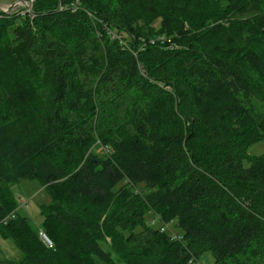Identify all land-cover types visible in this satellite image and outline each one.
<instances>
[{"label":"trees","instance_id":"1","mask_svg":"<svg viewBox=\"0 0 264 264\" xmlns=\"http://www.w3.org/2000/svg\"><path fill=\"white\" fill-rule=\"evenodd\" d=\"M126 96L107 130L94 121ZM246 98L264 108V0L0 15V237L20 251L0 264H264V117ZM34 178L52 247L12 191Z\"/></svg>","mask_w":264,"mask_h":264},{"label":"rangeland","instance_id":"2","mask_svg":"<svg viewBox=\"0 0 264 264\" xmlns=\"http://www.w3.org/2000/svg\"><path fill=\"white\" fill-rule=\"evenodd\" d=\"M155 26H156L155 33H159L158 31L159 22L158 21L155 23ZM127 99H128L127 96L125 98H121V99L119 98L117 101L116 110H113L115 108V103H113V109H111L109 117H107V114L103 116H98L97 114L94 116V121L99 122L102 128L107 130L111 125L112 119H114V117H116L117 115L123 113L124 106L127 103ZM244 102L246 103L248 107V112L253 117H255L254 119L257 118V120H259L264 117V108L260 104H258V102L251 100V99H247V98L244 100ZM93 149L95 152L99 153L100 155H105L106 153H108V147H104L100 143V141H97ZM263 152H264V141L263 140L257 141L249 147V153L251 155L258 156V154H261ZM11 187H12L13 194L15 195L17 204L21 208L20 212L27 215L30 218L32 225L39 232L44 230L43 228H41L43 221H44V216L42 214L40 204L47 201L48 197L46 196V193L43 192V186L41 182L36 178L28 179V180L22 179V180L17 181V183L12 184ZM139 187H142V186H139ZM147 220L150 221V223H152L151 222L152 221L151 212L147 214ZM133 226L134 225H132L131 227ZM137 227L134 229L132 228V230L137 232V230L139 231L141 229L139 228L140 226L138 228ZM170 228L172 232L174 233L178 232L177 231L178 229L176 228L174 224H171ZM17 249L18 248H16V245L14 244L13 240L5 239L1 237V240H0V257L1 258H12V259L19 258L20 251ZM201 262L203 264H211L213 262L212 253L209 251L206 252L203 258L201 259Z\"/></svg>","mask_w":264,"mask_h":264},{"label":"built area","instance_id":"3","mask_svg":"<svg viewBox=\"0 0 264 264\" xmlns=\"http://www.w3.org/2000/svg\"><path fill=\"white\" fill-rule=\"evenodd\" d=\"M9 1L11 3H16V2H20V8L15 11L14 13H19L20 15L23 16H34V4H35V0H6V2ZM3 13L0 12V15H2ZM158 221H160V219L158 218H153L152 219V224L153 225H157L158 226ZM159 227L161 228L162 231H167L168 229H170V225H166L165 223H159ZM41 239L44 241V243L51 247L53 245V241L52 239L48 236V234L46 233V231L42 230L39 232ZM172 238L173 239H179L181 238L180 234L177 235L176 233L172 232L171 233ZM1 240V237H0ZM198 264H203L202 262H197Z\"/></svg>","mask_w":264,"mask_h":264},{"label":"water","instance_id":"4","mask_svg":"<svg viewBox=\"0 0 264 264\" xmlns=\"http://www.w3.org/2000/svg\"><path fill=\"white\" fill-rule=\"evenodd\" d=\"M20 8V2L11 3L6 0H0V12L3 14H13Z\"/></svg>","mask_w":264,"mask_h":264}]
</instances>
